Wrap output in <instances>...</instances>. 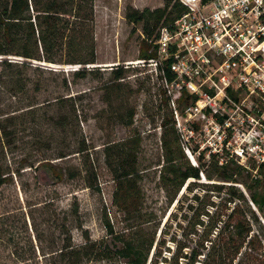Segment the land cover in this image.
Here are the masks:
<instances>
[{
	"label": "rangeland",
	"instance_id": "rangeland-1",
	"mask_svg": "<svg viewBox=\"0 0 264 264\" xmlns=\"http://www.w3.org/2000/svg\"><path fill=\"white\" fill-rule=\"evenodd\" d=\"M163 2L95 0V63L92 65L64 64L69 58L60 49L41 54L40 61L0 57V60L24 63L20 70L27 81L22 92L0 86V114H4L3 117L24 114L9 127L8 138L1 140L5 163L11 170L18 169L19 174L12 182L0 187V264H60V249L66 245L78 247L85 238L96 244L92 246L94 249L101 245L102 255L109 258L83 264H125L115 253L120 246L115 237L127 236L131 231L129 226H135L131 232H136L143 240L150 239L155 233L158 242L162 239L160 231L166 233L157 259V264H165L160 258L170 256L166 251L168 248L171 252L173 248L169 238L175 236L181 243L185 241L179 235L185 222L199 209L192 197L203 196L206 191L202 185H231L248 197L241 183H226L216 178L208 180L204 175V180H187L169 203L171 176L163 171V166L172 149L163 145L169 136L161 125L168 111L160 103V86L152 70L130 65L142 60L140 55L146 47L141 26L134 27L125 19L128 8L153 10L161 8ZM43 57L54 62H46ZM74 67L93 72L85 78L73 79ZM116 68L123 71L120 80H113L112 70ZM61 98L71 100L61 101ZM72 103L75 116L70 112ZM61 116L66 119L64 130L56 124ZM81 141L88 150L83 155L72 153ZM60 151L71 154L55 159ZM126 155L136 158L140 177L137 185L141 208L134 222L126 220L113 204L114 184L107 164L115 157ZM46 158L50 165L61 170V180L53 177L45 166L47 164L34 168ZM21 159L27 164L20 166ZM30 164H33L32 168L28 166ZM89 166L97 173L99 190L86 187L83 169ZM204 169L209 171V165ZM256 175L242 172L238 179L251 184ZM189 183H195L190 191L186 189ZM209 196L215 203V206L207 207L212 215L220 198L212 192ZM247 204L258 217L260 226L249 219L242 203L239 210L247 216L251 234L264 241V212H259L249 202ZM223 205L222 201L219 206ZM226 206L231 208L233 203ZM201 218L206 220L204 216ZM105 221L111 226L113 235L107 234ZM197 230L200 232L202 228ZM194 244L192 241L190 246ZM261 250L255 252L260 254ZM153 253L152 249L147 264ZM182 261L179 259V263Z\"/></svg>",
	"mask_w": 264,
	"mask_h": 264
},
{
	"label": "trees",
	"instance_id": "trees-1",
	"mask_svg": "<svg viewBox=\"0 0 264 264\" xmlns=\"http://www.w3.org/2000/svg\"><path fill=\"white\" fill-rule=\"evenodd\" d=\"M94 1L95 0H0V57L16 56L23 59L37 60L42 59L41 54H48L55 49L63 50L68 60L64 64L72 66H86L95 63L94 45ZM212 0H201L202 4ZM186 7L178 0H164L161 8L153 10L143 9L142 11L128 8L125 12V19L134 27L140 25L144 36L143 45L146 49L141 53V59L153 57V41L157 38L158 30L162 26L172 27L173 23L186 12ZM46 62H54L51 58L43 57ZM24 63H13L7 60H0V86L2 88L22 92L27 86V81L22 78V68ZM93 70L86 68L76 69L72 73L73 79H82L91 74ZM113 80H120L123 75L122 70H112ZM168 77V75H167ZM69 98H61L64 101ZM71 100V99H69ZM160 103L165 106L168 116L164 117L161 125L166 128L169 139L163 141L164 147L172 149L166 159L163 171L171 176L172 195L170 202L175 199L176 194L185 182L189 179L200 180L199 169L192 167L183 155L178 144L177 134L173 125L170 111L167 108L164 97L160 96ZM32 105H28L31 107ZM24 112V111H23ZM71 114L75 116L74 104L71 105ZM4 115V114H2ZM0 114V187L12 182L13 177L18 173V169L11 170L5 163L2 139L6 140L11 134L9 127L13 126L15 119L23 116ZM2 116V117H1ZM65 116L58 120L57 127L65 129ZM78 127V125H77ZM88 150L83 141L78 142L77 148L72 153L83 155ZM71 153L60 151L55 159H63ZM108 160H106L107 162ZM19 165L27 164L25 159L19 160ZM136 158L131 155L125 157H115L112 162H107L111 180L114 184L113 204L121 212L125 219L134 222L138 215L140 203V190L137 185L140 180L139 172L136 168ZM47 164L53 177L57 180L62 179L61 170H57L44 159L38 163L39 166ZM30 168L33 164L28 165ZM210 170L204 169L203 174L210 180L216 178L218 181L226 183H241L247 191L248 197L242 195L234 186L205 184L202 188L206 191L202 197L193 195L198 211L185 222V228L179 237L185 241L182 243L175 236L169 238L173 244L169 257L160 258L165 264H264L261 261L256 249L262 248V241L251 234V226L247 219L260 226L258 217L248 207L247 202L251 203L259 212H264V165L258 168L257 175L251 179V184L247 181L238 179L241 173L249 172L238 166L234 162L226 165H218L214 161L209 163ZM84 178H87L86 187L99 190L97 183V173L89 166L84 168ZM90 175V176H89ZM89 176V178H88ZM91 180V181H90ZM189 183L186 189L191 190L194 186ZM224 194L222 195L223 191ZM209 192L215 193L220 198V203L216 206L214 214L210 215L207 207L215 206L211 201ZM224 203L223 206L221 203ZM227 203H233L231 208ZM240 203L245 206L247 216L239 210ZM195 208L194 211L197 210ZM230 210L226 214L227 210ZM76 212V211H75ZM77 213V212H76ZM204 216L206 220L202 219ZM107 234L113 235L111 226L105 221ZM135 226H129V229ZM181 228V227H179ZM198 228L202 231L198 232ZM118 237L117 242L120 246L115 250L118 257L125 264H147L150 251L155 253L149 264H157L161 249L164 245L163 235L160 231L161 240L155 241V233L150 239H141L136 232H131ZM186 232V233H185ZM194 241L195 244L190 246ZM155 243V244H154ZM87 238L82 245L73 247L66 245L60 249L58 257L60 264H83L88 261H99L108 259L103 256V250L98 246L94 249ZM186 249V250H184ZM183 251V252H182ZM252 252V253H251ZM154 259V260H153ZM179 259L183 261L179 263Z\"/></svg>",
	"mask_w": 264,
	"mask_h": 264
},
{
	"label": "built area",
	"instance_id": "built-area-1",
	"mask_svg": "<svg viewBox=\"0 0 264 264\" xmlns=\"http://www.w3.org/2000/svg\"><path fill=\"white\" fill-rule=\"evenodd\" d=\"M178 1L187 10L159 28L153 57L130 65L154 73L200 180L211 161L256 174L264 165V0Z\"/></svg>",
	"mask_w": 264,
	"mask_h": 264
}]
</instances>
